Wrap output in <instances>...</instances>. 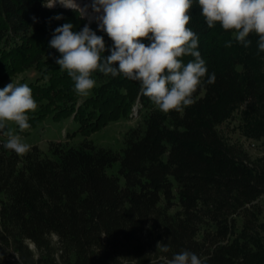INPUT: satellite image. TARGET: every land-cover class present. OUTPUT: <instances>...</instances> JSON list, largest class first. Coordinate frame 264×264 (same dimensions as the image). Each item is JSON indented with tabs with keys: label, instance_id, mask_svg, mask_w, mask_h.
Returning a JSON list of instances; mask_svg holds the SVG:
<instances>
[{
	"label": "trees",
	"instance_id": "16d2710c",
	"mask_svg": "<svg viewBox=\"0 0 264 264\" xmlns=\"http://www.w3.org/2000/svg\"><path fill=\"white\" fill-rule=\"evenodd\" d=\"M57 14L63 19L50 20ZM189 15L208 72L194 105L164 113L123 74L97 71L90 95L74 90L49 41L70 22L77 31L88 25L110 48L97 22L43 0H0V89L26 75L16 84H27L37 103L26 113L30 128L47 116H72L76 129L67 136H83L50 142L46 151L31 145L23 156L0 139V264H166L185 249L207 264H264V156L253 159L219 131L239 112L241 135L264 144L259 34L250 33L245 47L234 29L209 28L198 0ZM212 73L215 83L207 84ZM134 106L137 124L119 150L86 138Z\"/></svg>",
	"mask_w": 264,
	"mask_h": 264
},
{
	"label": "clouds",
	"instance_id": "9594fccd",
	"mask_svg": "<svg viewBox=\"0 0 264 264\" xmlns=\"http://www.w3.org/2000/svg\"><path fill=\"white\" fill-rule=\"evenodd\" d=\"M58 0H43V6L53 8ZM65 7L79 12L81 17L86 7L81 8L76 0L71 6L59 0ZM201 14L209 28L220 22L223 29H234L235 39L245 47L251 40L250 33L259 34L258 49L264 52V0H198ZM193 0H92L91 8L96 14L98 27L113 41L108 48L103 36H98L88 25L73 30L72 23L55 28L49 47L60 56L55 63L75 82L74 90L82 96L90 95L97 86L93 74L116 77L123 74L129 80L138 81L141 92L164 113L184 111L196 103L194 93L203 87L208 72L206 62L197 50L198 35L189 27V9ZM33 22L37 18L33 17ZM60 20L57 14L50 18ZM148 40L147 45L143 42ZM226 47H231V41ZM110 55L105 56V52ZM190 56L186 64L178 59ZM215 73L206 83L214 84ZM37 103L32 89L27 84L14 82L0 89V135L8 137L3 147L23 156L30 152L31 145L22 142L13 133L7 122H14L20 131L30 127L29 115L35 112ZM163 253L170 251L167 244L158 242ZM208 257L199 256L190 250H181L167 259L166 264H207Z\"/></svg>",
	"mask_w": 264,
	"mask_h": 264
},
{
	"label": "rangeland",
	"instance_id": "374dc122",
	"mask_svg": "<svg viewBox=\"0 0 264 264\" xmlns=\"http://www.w3.org/2000/svg\"><path fill=\"white\" fill-rule=\"evenodd\" d=\"M84 6H87L90 12L92 11V0H82ZM56 6H63L61 3H56ZM69 8V7H65ZM88 23L97 22L96 18H91L90 14L83 16ZM98 23V22H97ZM30 76V75H28ZM26 77L24 74L15 75L10 82L18 83L21 78ZM138 121V114L136 106H134L127 116L108 122L105 126L98 131L90 133L86 138L96 144L97 146L112 148L119 150L122 146V139L127 130L134 127ZM239 112L235 113L233 118L224 122L219 126V131L231 143L239 144L242 148L249 153L253 159H258L264 156V144L261 141H254L241 135L239 125ZM9 127L13 130L14 134L21 137L22 142L30 145H36L42 151H46L50 142H64L77 143L83 139V136L76 134L73 138L68 137L67 134L76 129V124L72 122V116L64 120H55L51 116H47L40 122H37L33 128L20 131L18 125L14 122H7ZM0 139L7 140L8 137L0 135ZM118 164H115L110 172H115ZM260 220L264 221V199H262L260 206Z\"/></svg>",
	"mask_w": 264,
	"mask_h": 264
},
{
	"label": "bare ground",
	"instance_id": "6f19581e",
	"mask_svg": "<svg viewBox=\"0 0 264 264\" xmlns=\"http://www.w3.org/2000/svg\"><path fill=\"white\" fill-rule=\"evenodd\" d=\"M63 2L67 3V4H69V6H71V0H63ZM76 2L80 5L81 8H85L86 7V6L83 5L84 2H82V0H76ZM57 3H59V0H58ZM85 14H88V15L90 14L91 18H96V16L99 15V14H96L94 12H90L87 7H86V13Z\"/></svg>",
	"mask_w": 264,
	"mask_h": 264
}]
</instances>
